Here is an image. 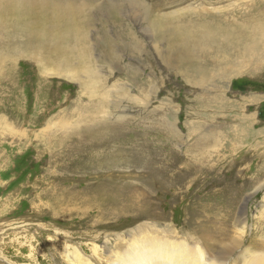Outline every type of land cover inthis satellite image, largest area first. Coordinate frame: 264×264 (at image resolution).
Returning a JSON list of instances; mask_svg holds the SVG:
<instances>
[{
    "label": "rangeland",
    "instance_id": "rangeland-1",
    "mask_svg": "<svg viewBox=\"0 0 264 264\" xmlns=\"http://www.w3.org/2000/svg\"><path fill=\"white\" fill-rule=\"evenodd\" d=\"M0 81V264L264 263V0H0Z\"/></svg>",
    "mask_w": 264,
    "mask_h": 264
},
{
    "label": "bare ground",
    "instance_id": "bare-ground-1",
    "mask_svg": "<svg viewBox=\"0 0 264 264\" xmlns=\"http://www.w3.org/2000/svg\"><path fill=\"white\" fill-rule=\"evenodd\" d=\"M13 12L15 10L12 9ZM38 11V10H37ZM36 13L34 12V15ZM194 29V28H193ZM196 29V30H195ZM193 31H187L185 35L182 37L184 39H178L174 42H176V46L178 49V53L180 54V57H185L187 60L191 61L193 56L198 53H206L208 48H215L217 46V34L218 31L214 27L210 26L209 24H202L198 25ZM36 34L43 39V42L48 45L49 43L56 40L54 32L47 35L42 27H36L33 29ZM67 41V39H65ZM176 51V50H175ZM67 63H69V59H67ZM214 64V63H212ZM202 65V64H201ZM256 68V67H255ZM198 69L200 70V67L198 65ZM1 82V81H0ZM180 250V249H179ZM182 251V250H180ZM187 252V251H186ZM185 251L181 253H186ZM152 253H149L148 255L145 254V256L140 257V254L135 253V258L131 260H125L121 262V264H142L146 261L150 260ZM175 259L178 264H184L185 262H189L188 259H186L185 256L179 255V257H173L172 260ZM182 263H181V262ZM199 264H213L212 262H202ZM254 264H264L261 262H256Z\"/></svg>",
    "mask_w": 264,
    "mask_h": 264
},
{
    "label": "trees",
    "instance_id": "trees-1",
    "mask_svg": "<svg viewBox=\"0 0 264 264\" xmlns=\"http://www.w3.org/2000/svg\"><path fill=\"white\" fill-rule=\"evenodd\" d=\"M260 117L262 118V114L260 113Z\"/></svg>",
    "mask_w": 264,
    "mask_h": 264
}]
</instances>
